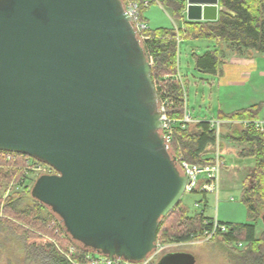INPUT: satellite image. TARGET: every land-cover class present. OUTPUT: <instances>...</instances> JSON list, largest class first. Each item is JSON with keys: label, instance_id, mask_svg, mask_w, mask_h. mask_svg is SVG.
I'll return each mask as SVG.
<instances>
[{"label": "water", "instance_id": "95a60500", "mask_svg": "<svg viewBox=\"0 0 264 264\" xmlns=\"http://www.w3.org/2000/svg\"><path fill=\"white\" fill-rule=\"evenodd\" d=\"M218 5L186 0L187 22L233 17ZM160 117L121 0H0V151L54 170L31 196L97 255L141 263L185 193ZM157 264L195 260L173 252Z\"/></svg>", "mask_w": 264, "mask_h": 264}, {"label": "trees", "instance_id": "16d2710c", "mask_svg": "<svg viewBox=\"0 0 264 264\" xmlns=\"http://www.w3.org/2000/svg\"><path fill=\"white\" fill-rule=\"evenodd\" d=\"M159 4L168 9L173 18L182 19L185 0H160ZM219 6L222 10L231 12L233 17L220 12L215 22H184L182 29H148L142 32V35H137L144 54L151 63L150 74L157 95L158 108L160 109L162 101L167 100L164 113L170 120L179 121L186 107L184 85L180 80L173 79L178 76L177 45L182 37L213 41L237 55H242L245 51L264 53V0H219ZM141 19L145 22L143 17ZM192 60L194 70L198 73L217 76L221 72L219 69L221 60L216 50L206 51L201 56L192 55ZM259 108L260 106L257 105L232 113L217 112L219 121L230 123L226 140L231 144L243 146L238 157L254 160V167L250 175L245 178L241 191V202L246 208L250 222L246 224L219 222L227 226L228 230L227 232L216 231L211 238L220 239L230 264H264V231L258 237L255 235V222L261 220L264 215V130L255 128ZM160 136L165 140L168 153L175 161L177 168L178 158L198 166L215 164L213 156L217 153L218 137L217 131L210 126L209 121H195L185 128L176 126L170 136L164 137L161 133ZM1 153L8 152L0 151ZM221 161H223L222 158ZM13 175L12 170L0 169V191L2 185L8 183ZM202 197L203 200L206 199L205 192ZM19 200V195L9 198L3 204L5 213L24 222L31 229H39L37 231L54 237L53 232L57 230L55 228L46 230V227L55 217L52 215L45 218L39 217L38 204L25 210H17L16 203ZM181 204L180 201L167 216L160 220L156 244L186 243L195 236H202L204 232L212 231V225L207 223L209 218L204 216L203 211L188 215L187 208H182ZM53 214L61 222V226L58 225L61 227V233L64 232L69 244L75 246L76 251L70 259L59 251L66 248L64 245L67 242L57 238L58 240H52L54 241L52 243L33 235L30 230H23L9 220H0V222L7 223L25 236L26 243L44 256V264H91V258L97 254L72 240L65 229L63 230L64 226L60 218ZM238 244L241 247H237ZM229 245L231 247L228 248Z\"/></svg>", "mask_w": 264, "mask_h": 264}, {"label": "rangeland", "instance_id": "374dc122", "mask_svg": "<svg viewBox=\"0 0 264 264\" xmlns=\"http://www.w3.org/2000/svg\"><path fill=\"white\" fill-rule=\"evenodd\" d=\"M159 1L150 0L148 8L142 11V17L148 29H182L183 15L182 19L173 18L171 12L163 8ZM208 42L205 39L193 40L186 37L180 39L177 45L179 78L175 76L173 79H180L184 85L185 103L192 118L210 122L217 119L219 107L226 111H233L238 107L237 104L240 103L241 105L245 95L250 93L253 88L248 90L246 88L232 87L233 91L229 92V88L222 81L220 82L217 77L204 75L194 70L192 55L203 54L205 47L210 45ZM258 63L261 66L264 65V56L258 57ZM229 127L230 123H223L218 127L220 133L217 132V136L219 133L217 152H219L218 156L221 155L223 158V166L218 173L217 186L215 185V188L214 186L208 187V191H205V200H203L202 191L184 193L181 198V207L187 208L188 215L203 211L204 216L209 218L207 223L211 225L219 224V222L225 224H246L250 222L246 208L241 202V191L245 178L250 175V171L254 166V160L241 159L236 156L235 148L231 147V143L229 144L226 140ZM213 157L215 158L216 154ZM26 168L27 163L20 156L14 157L9 162H6L5 158L0 157V169L14 171L11 180L3 184L0 191V220H9L23 230H30L33 235L40 236L43 240L51 241L52 243L54 242L52 240L57 241L58 239L67 242L64 245L66 250L62 251L68 252V250L70 251L73 248L75 253V246L69 244L64 232L61 233V222L59 219L49 207L38 203L31 196V191L37 178L42 175L54 174V172L44 166L34 164L30 160L28 161L27 170ZM199 179L201 181V178ZM15 195L20 196V200L16 203L17 210H25L38 204L40 209L39 217L45 218L49 215L55 217L46 227V230H51L52 228L57 230L53 232L54 237L37 231L39 229H31L24 222L18 221L13 216L5 213L3 204ZM255 225V235L258 237L264 231V225L260 219L255 222ZM211 238L202 235L195 236L189 242L181 244L160 243L161 250L156 256H153L149 264H157L163 255L173 252L190 254L194 258L195 264H230L226 249L221 244L220 239ZM26 240L25 236L15 231L13 227L8 226L5 222H0V264H44V256L39 251L34 250L33 246L27 244ZM227 247L229 248L231 245ZM91 259V264H93L92 261L97 264L103 263L104 258L101 255H96ZM98 260L99 262H97Z\"/></svg>", "mask_w": 264, "mask_h": 264}, {"label": "built area", "instance_id": "2783aa9c", "mask_svg": "<svg viewBox=\"0 0 264 264\" xmlns=\"http://www.w3.org/2000/svg\"><path fill=\"white\" fill-rule=\"evenodd\" d=\"M121 3H122V6L125 12L128 14V16L131 19V23H132V26L136 34L142 35V32L148 30V27H147V24L141 19L142 17L141 10L148 8L150 4V0H121ZM141 38L143 39L144 37H141ZM165 103H166V100L162 101L160 109H159L161 113V117H160L161 129L159 133H161L162 136L164 137L170 136L173 128L176 126H179L180 128H185L188 124L194 122V119L192 118V115L187 109V107H185L183 117L179 121L170 120L164 113ZM243 124L245 125L246 123L244 122ZM210 126L218 132L219 122L210 121ZM255 128L262 131L264 130V124L255 122ZM218 154L219 152L216 153V157L214 158L215 164L213 166H198L194 164H189L185 162L182 158L177 159L178 170L180 174L186 179L185 193H193L196 191L205 192V191H208L209 186L211 187L214 186V188H215V185L217 186L218 173H219L220 168L223 166V161H221V158L220 156H218ZM16 156H17L16 153L14 154L13 153L11 154L1 153L0 154V157L5 158L6 162L11 161ZM18 156L25 159L27 163V168H28V161L30 160L31 162H34V164H39V166H44L47 169H50L54 172L52 168H50L49 166L45 164L38 162L37 160H34L25 155H18ZM47 175H52V174H47ZM199 178H201V181ZM227 230H228V227L225 225L214 224L212 225V231L204 232L203 235L207 236L208 238H211L216 231L227 232ZM156 245L157 247L155 251L148 258H146L145 260H143L141 263H138V264H149L153 256H156V254L161 250V247L159 246V244H156ZM237 247H241V245L238 244ZM59 251L62 254H64L68 259H70V256L74 254L73 248L70 251L68 250V252H64L60 249ZM102 257L104 258L103 263H97V264H134V263H129V262L119 260V259L107 258L105 256H102ZM97 262H99V260ZM92 263L95 264L94 261H92Z\"/></svg>", "mask_w": 264, "mask_h": 264}, {"label": "crops", "instance_id": "0c3cea01", "mask_svg": "<svg viewBox=\"0 0 264 264\" xmlns=\"http://www.w3.org/2000/svg\"><path fill=\"white\" fill-rule=\"evenodd\" d=\"M218 7L220 8L219 5ZM185 8H186V0H185ZM182 15L184 17L183 23L187 22L185 9ZM208 43L210 45H207V47H205L204 53L206 51H214V50L218 51L221 60L219 66L221 72L219 75L215 77H217L220 82L222 81L225 84V86L229 88V92L233 91L232 87L246 88L248 90L253 88L250 91V93L245 95L244 99L241 101V105L240 103L237 104L238 107L236 109H234L233 111H226L222 107H219V110L217 112L232 113L238 110L259 105L260 108L256 122L264 124V65L261 66L260 63H258V57H263L264 53L245 51L242 55H237L234 54L233 52L228 51L223 45H218L213 41H209ZM203 54L197 56H201ZM192 66L194 67V63H192ZM178 77H179V73H178ZM218 86H220V84H218ZM195 121H200V120L194 119V122ZM212 121L219 122V126L220 124L223 123H229V122L219 121L218 119ZM230 146L235 148L236 156H238V153L241 151V149H243V146L238 144H230ZM220 158H222L221 155Z\"/></svg>", "mask_w": 264, "mask_h": 264}]
</instances>
